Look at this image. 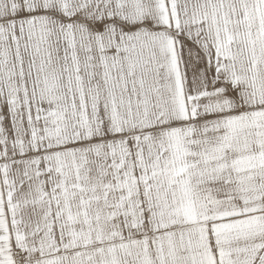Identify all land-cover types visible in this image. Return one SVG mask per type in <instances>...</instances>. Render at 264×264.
<instances>
[{"label": "snow or ice", "instance_id": "1", "mask_svg": "<svg viewBox=\"0 0 264 264\" xmlns=\"http://www.w3.org/2000/svg\"><path fill=\"white\" fill-rule=\"evenodd\" d=\"M0 264H264V0H0Z\"/></svg>", "mask_w": 264, "mask_h": 264}]
</instances>
